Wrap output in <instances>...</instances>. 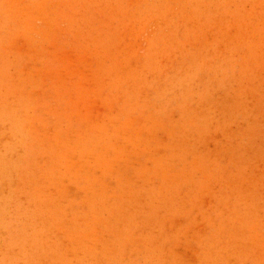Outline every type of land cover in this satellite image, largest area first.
Listing matches in <instances>:
<instances>
[{
    "label": "rangeland",
    "instance_id": "rangeland-1",
    "mask_svg": "<svg viewBox=\"0 0 264 264\" xmlns=\"http://www.w3.org/2000/svg\"><path fill=\"white\" fill-rule=\"evenodd\" d=\"M0 264H264V0H0Z\"/></svg>",
    "mask_w": 264,
    "mask_h": 264
}]
</instances>
